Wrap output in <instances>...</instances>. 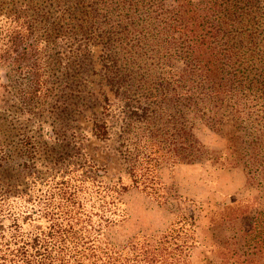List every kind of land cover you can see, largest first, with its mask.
Instances as JSON below:
<instances>
[{
	"label": "rangeland",
	"instance_id": "1",
	"mask_svg": "<svg viewBox=\"0 0 264 264\" xmlns=\"http://www.w3.org/2000/svg\"><path fill=\"white\" fill-rule=\"evenodd\" d=\"M62 2L0 0V197L5 194L8 199L6 219L2 215L0 219L6 225L16 219L25 232L48 231L52 217L62 228L72 217L85 224H101L98 256L108 264H126L141 251L156 248L181 217L198 226L191 264H211L214 259L209 224L221 213L239 215L233 226L237 242L243 245L255 217L264 211V186H258L263 180L252 179L240 160L217 165L162 163L155 169L161 185L152 194L134 186L120 148L125 102L115 97L103 77V46L87 51L83 37L72 35L80 30L74 18L81 15L71 19L67 10L58 12L53 6ZM167 3L176 5L174 0ZM27 4L33 8L26 19L37 25L36 43L42 55L44 85L36 95L30 93V74L15 72L2 61L16 27L11 16ZM249 4L242 10L241 24L212 40L220 52L231 47L238 54L228 58L223 69L228 77L236 73L240 83L264 79V0ZM112 46L114 53L130 48L122 41ZM88 67L91 72L86 71ZM176 67L182 71L185 65L177 62ZM125 69L122 62L121 70ZM98 122L107 124L108 138L95 134ZM229 130L226 125L214 128L196 119L193 134L206 150L225 158L232 154ZM86 169H94L101 186L86 178ZM108 185L127 190L119 197L104 189ZM223 264L242 263L226 259Z\"/></svg>",
	"mask_w": 264,
	"mask_h": 264
},
{
	"label": "trees",
	"instance_id": "2",
	"mask_svg": "<svg viewBox=\"0 0 264 264\" xmlns=\"http://www.w3.org/2000/svg\"><path fill=\"white\" fill-rule=\"evenodd\" d=\"M60 1L53 6L58 12L67 10L71 19L74 14L81 15L74 18L80 30L72 35L83 37L87 51L103 46V77L115 97L125 102L120 148L134 186L152 194L161 185L155 169L162 163L217 165L230 160L244 161L251 178L264 181V79L240 83L236 73L228 77L224 62L238 54L231 47L222 53L212 44L216 37L226 35L225 29L241 24L244 7L258 0H174V7H169L168 0ZM32 8L27 4L14 10L11 18L16 27L2 61L15 72H28L30 93L36 95L44 83L37 25L26 19ZM116 41L126 42L130 48L114 53ZM122 62L128 69L121 70ZM177 62L185 65L182 71L177 70ZM197 71L202 74L198 76ZM105 102L108 104L109 98ZM196 119L214 128L230 127L232 154L223 158L206 150L193 134ZM95 134L108 138L107 124L96 123ZM93 170L86 169L84 174L101 186ZM263 181L259 187L264 186ZM104 189L119 197L127 190L119 185ZM3 196L0 215L6 219L3 212L8 199ZM220 216H213L209 224L214 240L210 263L236 259L242 264H264V211L255 217L243 245L237 242L233 226L239 215ZM54 218L48 231L32 232L22 231L16 219L8 225L0 219V264H108L98 256L101 224H85L72 217L62 228ZM196 228V222L179 218L156 248L141 251L126 264H191V251L198 242Z\"/></svg>",
	"mask_w": 264,
	"mask_h": 264
}]
</instances>
